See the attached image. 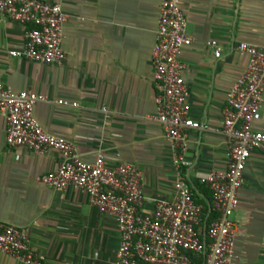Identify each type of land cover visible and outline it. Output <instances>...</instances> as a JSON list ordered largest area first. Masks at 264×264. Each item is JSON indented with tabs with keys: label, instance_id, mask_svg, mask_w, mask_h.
<instances>
[{
	"label": "crops",
	"instance_id": "0c3cea01",
	"mask_svg": "<svg viewBox=\"0 0 264 264\" xmlns=\"http://www.w3.org/2000/svg\"><path fill=\"white\" fill-rule=\"evenodd\" d=\"M46 1L60 2L67 16L64 62L56 66L11 57L10 50L24 46L27 26L0 15V82L13 92L45 96L49 102L33 107L35 119L45 132L71 143L82 160L91 162L102 152L110 167L134 165L143 183L140 215H151L156 201L172 200L174 182L184 180L203 209L199 232L207 241L211 194L199 180L226 168L227 144L220 130L227 95L248 64L237 46H264V0H181L192 40L180 54L189 116L210 130L188 133L187 165L179 172L155 119L159 90L151 53L160 0ZM209 41L217 43L219 58ZM252 127L264 133V103ZM5 128L0 113V222L26 236L39 264H115L120 238L114 220L99 213L85 192L43 186L39 178L56 170L60 154L9 149ZM243 179L232 216L233 261L264 264L263 153L251 152ZM0 264L23 263L0 251Z\"/></svg>",
	"mask_w": 264,
	"mask_h": 264
},
{
	"label": "built area",
	"instance_id": "2783aa9c",
	"mask_svg": "<svg viewBox=\"0 0 264 264\" xmlns=\"http://www.w3.org/2000/svg\"><path fill=\"white\" fill-rule=\"evenodd\" d=\"M0 15L27 26L24 46L10 50L13 58L61 65L66 54L61 47L63 25L67 16L60 2L46 0H0ZM181 0H160L151 59L154 80L159 90L156 98V121L173 151V166L179 172L186 167L185 151L190 131L210 130L189 116V89L183 79L180 54L191 44ZM220 57L215 41L207 42ZM237 50L248 56L244 74L227 95L220 132L227 144V163L223 170H213L199 180L211 194V213L215 218L201 238L203 209L197 205L189 185L180 177L174 182L172 200L155 202L151 215H140L143 201L142 175L126 162L110 167L98 152L86 162L71 143L48 134L33 115L45 96L29 91L13 92L0 82V113L5 116V146L26 148L44 155L50 150L60 154L54 172L39 178L53 190L72 188L85 192L89 203L99 213L111 217L119 233L115 264H235L233 249L236 224L232 216L238 206L243 173L251 152L264 154V133L253 124L260 119L264 103V46L241 43ZM59 105L68 102L58 101ZM73 106H77L73 104ZM0 251L23 264H39L26 236L17 228L0 222Z\"/></svg>",
	"mask_w": 264,
	"mask_h": 264
},
{
	"label": "trees",
	"instance_id": "16d2710c",
	"mask_svg": "<svg viewBox=\"0 0 264 264\" xmlns=\"http://www.w3.org/2000/svg\"><path fill=\"white\" fill-rule=\"evenodd\" d=\"M210 199H211V196H210ZM210 216H212L211 218H210ZM215 218V215L214 214H212V213H210L209 214V218H207V225H209L210 224V222L213 220Z\"/></svg>",
	"mask_w": 264,
	"mask_h": 264
}]
</instances>
